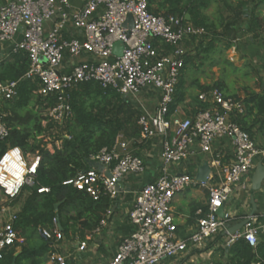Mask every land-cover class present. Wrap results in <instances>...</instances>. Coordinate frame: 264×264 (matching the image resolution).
<instances>
[{
	"label": "built area",
	"instance_id": "1",
	"mask_svg": "<svg viewBox=\"0 0 264 264\" xmlns=\"http://www.w3.org/2000/svg\"><path fill=\"white\" fill-rule=\"evenodd\" d=\"M153 1L86 0L76 9L69 0H10L0 5V50L9 45L13 53L23 51L29 60V69L20 80L0 82V101L14 99L21 80L38 81L36 93L43 105L53 102L45 116L61 126L72 115L70 93L82 83L93 82L103 90L113 89L137 101L142 93L157 96L153 111H141L137 125L140 140H160L158 177L136 192L128 219L137 230L121 241L107 264H163L191 251L205 250L219 234L226 237L227 247L243 239L255 248L259 230L253 217L240 231L228 235L232 216L223 209L220 217L217 210L230 202L257 161L264 159V143L252 140L232 121L243 114V103L218 89L198 93L193 106L196 112L187 117L177 115V110L169 112L184 66L182 45L192 36L203 35L204 30L176 16L153 14L149 10ZM128 15L132 17V28L124 27ZM48 22L52 28L45 31ZM116 42L124 44L120 57L112 55ZM82 56L86 59L72 63ZM3 118L0 113V141L9 135ZM219 140L231 142L232 155L227 162L212 152L213 144ZM194 145L201 154L210 156L205 181L173 172L188 159ZM128 146L129 142L118 136L111 148L90 157L92 164L102 165L100 170L94 167L78 172L63 184L85 192L94 201L102 194L114 200L121 181L144 172V161ZM39 163L38 154L28 162L20 148H8L0 156V199L11 202L24 187L33 188ZM188 188L207 191L206 211L200 212L195 231L180 239L171 203ZM43 192L48 189L37 190ZM110 214L107 209L105 216ZM16 220L17 213L12 212L0 223V260L16 243L23 242L14 227ZM100 223L104 225L103 220ZM38 234L48 242L63 238L56 221L51 229L38 228ZM84 247L82 243L80 249ZM55 261L66 264L61 255Z\"/></svg>",
	"mask_w": 264,
	"mask_h": 264
},
{
	"label": "trees",
	"instance_id": "2",
	"mask_svg": "<svg viewBox=\"0 0 264 264\" xmlns=\"http://www.w3.org/2000/svg\"><path fill=\"white\" fill-rule=\"evenodd\" d=\"M156 1L158 3L154 11H151L149 7L153 14L165 17L176 16L182 18L184 22L191 23L195 28L204 30L203 35L192 36L182 45L185 49L184 66L176 86L174 102L169 109L172 114L186 98L185 73L187 67L193 64V58L213 51L214 43L222 39H227L225 49L233 47L237 43L239 34L243 32L254 33L253 37H257L256 28L259 25L253 10L258 2L264 0L242 1L241 10L233 11L231 20L224 22L225 32L223 33H217L216 24L202 14L201 10L208 5L204 0ZM220 1L223 2L225 9L233 10L226 0ZM249 3H252L254 7L248 8ZM186 15L189 16L188 21L185 18ZM245 19L248 20L247 25L243 24ZM208 34H211L212 38L204 44L203 39L207 38ZM28 69L27 54L23 51L13 53L10 50L8 56L0 62V82L18 81ZM194 84L200 90L199 93L218 89L226 97L241 101L244 112L234 116L232 121L252 140H255L257 135L264 137V93L245 90L242 100L235 94L225 93L226 88L221 83L202 86L195 81ZM38 88V81L21 80L18 83L17 96L11 100L0 101V113L4 114L3 121L9 130L8 137L0 141V156L8 148L13 147L20 148L24 157L29 154L40 156L35 176L36 185L29 193H24L25 198L20 203V210L14 224L23 239L21 253L14 257V248L18 245L16 243L6 252L0 264H20L23 259L29 260L28 264H39L37 258L51 242L45 241L47 246L40 249V252L39 249H29L25 239L26 230L51 229L56 221V214H58L61 234L66 237L74 236L78 229L84 231L96 227L110 206L108 196L102 194L98 200L94 201L85 192L63 183L72 179L78 172L94 168L90 157L103 148H111L118 136H122L126 142H131L133 147L150 142V140H140L137 120L141 110L132 99L124 98L113 89L103 90L93 82L78 85L70 93L72 115L68 121L58 126L49 121L47 116L39 115L45 113L47 107L53 102L49 100L48 104L43 105L41 97L36 93ZM197 96L195 104H197ZM33 105L37 106V110L33 109ZM195 112L193 108L191 113ZM42 121L46 122L45 126H41ZM54 128L61 130L56 138L61 141V147L50 153L45 149L47 142L44 138L38 140L37 137ZM40 188L48 189V192L37 193ZM21 195L23 196L22 192L11 202L18 201ZM57 204L58 208L55 211L54 206ZM205 211L206 208L202 212ZM224 237L222 234L217 236V240L220 241L218 251L222 259L217 264H264V231L258 233L259 242L255 248L250 247L243 239H238L227 247Z\"/></svg>",
	"mask_w": 264,
	"mask_h": 264
},
{
	"label": "crops",
	"instance_id": "3",
	"mask_svg": "<svg viewBox=\"0 0 264 264\" xmlns=\"http://www.w3.org/2000/svg\"><path fill=\"white\" fill-rule=\"evenodd\" d=\"M8 1L10 0H0V5ZM85 1L86 0H69L73 9L80 8ZM157 3L158 1L156 0L151 2V11L157 8ZM185 18L187 21L189 20L188 15H186ZM56 19L57 16H55L54 20ZM44 27L45 31H49L52 28V23L48 22ZM68 29L71 31V26H69ZM19 38L20 36L16 37V39ZM10 50L11 48L9 45H5V47L0 50V62L8 56ZM84 59H86V57L82 56L79 59L73 60L72 63H77ZM188 101L186 97L184 102L178 107L177 115L180 117H187L190 115L194 105H189ZM156 103L157 96L154 93H142L137 101V108L141 111L152 112ZM255 141L258 144H263L264 137L257 135ZM160 145V140L157 138L147 143H140L134 147L131 142H129L128 147L132 153L139 156L144 161V172L140 175L127 177L119 183L118 187L120 192L114 200L110 201V206L108 208L111 214L109 216H105V214L102 216L101 220L104 221V225L99 222L96 227L90 230L82 231L78 229L77 234L74 236L66 237L63 235L62 240L51 242L50 245H48L47 251L38 248L39 245L32 247L28 246L29 249H39V252L41 249L43 251L37 258L39 264H57L55 261L57 255L63 256L66 264H107L115 255L121 241L137 230V227L130 223L128 215L132 209L136 192H138L141 186L154 181L158 177L161 160ZM212 152L215 155H220L223 162H227L232 155L231 142L229 140L216 141L212 146ZM261 160H263L264 165V159H259L257 163ZM209 162L210 156L201 154L197 146L194 145L188 159L184 163L174 167L173 172L188 174L187 171L191 170L190 175L196 178L199 168L204 163H207L209 166ZM252 173L236 188L235 194L223 209L232 216L230 226L236 225L250 213L252 209L250 198L253 197L256 209L252 220L260 233L264 231V181L259 191L251 192L250 179ZM207 197L208 195L205 189L191 188L184 194H179L173 199L171 203V212L178 238H186L195 231L200 212L206 208ZM1 202L0 223L3 222L7 214L12 212L18 214L20 210V207L12 208L10 206L12 202H3V200H1ZM180 202H182V205L179 207ZM3 208H5V211H2ZM18 236L22 238L19 233ZM224 238L226 239V237ZM82 243L85 244V247L80 249ZM17 244L18 245L14 248V257L19 256L21 253L22 245L19 243ZM208 246V248L206 247L205 250L202 251L196 250L189 252L186 256L176 260V264H179L181 261L184 262V264H198L200 259L204 260L210 257L212 260L210 264H217L222 261L218 259L214 261L216 255H220V251H218L220 248V241L217 240V237L213 242H210ZM29 262V260L23 259L20 264H28ZM168 264H173V262Z\"/></svg>",
	"mask_w": 264,
	"mask_h": 264
},
{
	"label": "rangeland",
	"instance_id": "4",
	"mask_svg": "<svg viewBox=\"0 0 264 264\" xmlns=\"http://www.w3.org/2000/svg\"><path fill=\"white\" fill-rule=\"evenodd\" d=\"M207 2V7L201 10L202 14L211 22H214L217 26L216 32L223 33L224 22L230 21L233 11H240V3L246 0H226L233 8L232 11L225 9L224 4L220 0H204ZM248 8H253V4L249 3ZM254 16L257 21L256 34L257 37H253L254 33L243 32L237 37V43L233 47L225 49L227 39H222L220 42H215V49L207 54H200L198 57H194L191 65L187 67L185 73V92L186 97L189 100L188 104L194 105L197 94L200 92L198 87L194 84L197 81L202 86H211L216 83H221L226 88L225 93L228 95H237L240 99H244L245 90L255 93H264V1L258 2L254 10ZM225 20V21H224ZM244 25L248 24V20L243 21ZM243 25V26H244ZM253 37V39H252ZM212 38L211 34L207 35V38L203 39V43H207ZM194 55V52H193ZM137 106V100H133ZM33 109L37 110V106L33 105ZM40 116H45V113H40ZM46 122L42 121L41 126H45ZM60 128H54L45 132L37 137L38 140L44 138L47 142L45 149L50 153H53L55 149L61 147V141L57 140V136L60 135ZM33 155L29 154L25 159L29 162ZM190 175L191 170L187 171ZM186 189L181 194H184ZM31 191L30 187H25L22 191L23 196L17 201L10 203L12 208L21 206V202L25 198L24 193L27 194ZM0 204H2L0 199ZM182 205L180 202L179 207ZM19 233V232H18ZM22 239V238H20ZM25 239L28 246H38V248L44 249L47 246L46 242L41 239L38 234V228L36 231L26 230ZM23 243V242H22ZM19 243V244H22ZM48 249V248H47ZM45 249V251H47ZM211 258V257H210ZM200 259L198 264H210L211 259ZM222 260L220 255H216L215 260ZM177 258H172L164 262L165 264L173 262L176 264ZM178 262V261H177ZM163 263V264H164ZM184 264V262H179ZM197 264V263H194Z\"/></svg>",
	"mask_w": 264,
	"mask_h": 264
},
{
	"label": "water",
	"instance_id": "5",
	"mask_svg": "<svg viewBox=\"0 0 264 264\" xmlns=\"http://www.w3.org/2000/svg\"><path fill=\"white\" fill-rule=\"evenodd\" d=\"M124 27L132 28V17L130 15L127 16V20H126V23L124 24ZM123 48H124V44L122 42L114 43V45L112 46V55L115 57H120L122 54ZM93 165L98 170H100L102 168V165L99 163H95ZM208 172H209V166L207 163H204L199 168L198 173L196 174V179L201 180V181H205ZM263 181H264V165H263V160H261L256 164L254 171L252 173L251 179H250V190H251V192L259 191L261 189ZM250 204H251L252 209H251L250 213L248 214L247 218L243 219L240 223H238L236 225L229 226L227 229L228 235H232L235 232L240 231L243 228V226L246 223H248L249 220L254 216L256 205H255L253 197L250 198ZM54 207H55V211H56L58 208V204L55 205ZM217 215L220 217L223 216V208H220L217 210ZM56 222H57L58 229L61 232L60 223L58 220V214H56Z\"/></svg>",
	"mask_w": 264,
	"mask_h": 264
}]
</instances>
